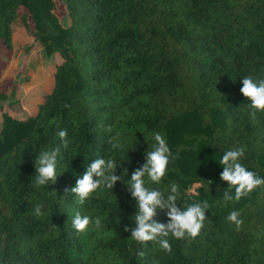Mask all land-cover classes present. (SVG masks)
<instances>
[{
	"label": "trees",
	"instance_id": "obj_1",
	"mask_svg": "<svg viewBox=\"0 0 264 264\" xmlns=\"http://www.w3.org/2000/svg\"><path fill=\"white\" fill-rule=\"evenodd\" d=\"M60 1L68 26L55 15L56 0H0V47L12 51V24L21 19L48 55L63 59L35 114H3L0 264H264V185L225 205L219 164L243 147L240 163L264 179V113L253 119L240 91L245 76L264 80V0ZM8 98L0 89V108ZM157 132L179 158L151 187L166 199L175 182L182 210L210 205L196 238L168 237L171 253L125 230L137 226L128 181ZM112 138L123 147L114 149ZM55 148L56 181L37 188L35 161ZM97 158L113 159L121 179L81 206L68 190ZM167 211L157 208L154 219L167 224ZM232 211L240 231L227 219ZM77 212L91 217L83 232L72 226Z\"/></svg>",
	"mask_w": 264,
	"mask_h": 264
},
{
	"label": "clouds",
	"instance_id": "obj_2",
	"mask_svg": "<svg viewBox=\"0 0 264 264\" xmlns=\"http://www.w3.org/2000/svg\"><path fill=\"white\" fill-rule=\"evenodd\" d=\"M242 84L243 87L240 91L250 99V115L254 119L258 112L264 113V80L256 82L251 76H245L242 79ZM58 135L65 141L64 146L67 148L66 130L59 131ZM153 138L155 144L146 153V163L142 168H138L128 181L132 189V195L138 201L137 212L134 216L137 226L134 229L126 228L125 230L131 231V239L138 244L146 245V242L149 241L156 242L162 251L171 253L172 246L168 237L171 235L176 239H184L186 236L196 238L204 227V221L207 219L205 212L210 205L207 200H203L187 204L182 210L176 204V201L180 198V189L175 182L169 185L171 194L167 195L166 199L164 192L151 187L152 183L160 184L167 173L170 162H174L179 158L177 155H173L166 139L159 132L155 133ZM109 143L114 149L123 147L116 138L110 139ZM58 155V148L40 152L35 161V187L47 186L49 181H56ZM244 155L245 148L241 147L238 150L224 152L219 160V164L224 169L221 179L229 184L228 189L223 192L225 205L241 200L255 188L264 185V179L258 177L255 172L249 171L240 163ZM116 166L113 159L106 161L97 158L87 168V171L77 178L75 187L70 188L68 191L77 197V202L81 206L84 205L102 185L112 189L116 181L121 179V177L112 174ZM145 177H147V183ZM230 189L235 190L234 195ZM157 208L168 210L169 221L167 224L158 223L154 219ZM40 211L41 206L37 205L35 212L40 214ZM239 217L240 213L237 211H232L227 217L229 222L235 224L237 231H240L243 225V220ZM90 223L91 217L81 215L80 212H77L72 219V226L77 232L85 231ZM95 224L97 227L99 226V219L95 221ZM138 255L142 257L144 253L139 251Z\"/></svg>",
	"mask_w": 264,
	"mask_h": 264
},
{
	"label": "rangeland",
	"instance_id": "obj_3",
	"mask_svg": "<svg viewBox=\"0 0 264 264\" xmlns=\"http://www.w3.org/2000/svg\"><path fill=\"white\" fill-rule=\"evenodd\" d=\"M54 12L63 26L71 23L65 3L56 0ZM12 35V51L0 47V89L9 96L0 108V129L4 113L25 119L38 111L54 87L56 64L63 61L59 53L48 55L21 19L13 22Z\"/></svg>",
	"mask_w": 264,
	"mask_h": 264
}]
</instances>
